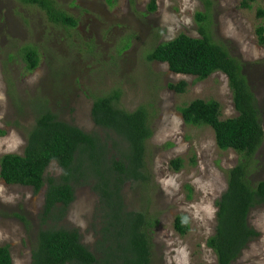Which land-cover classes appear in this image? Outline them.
Returning a JSON list of instances; mask_svg holds the SVG:
<instances>
[{
	"label": "rangeland",
	"instance_id": "1",
	"mask_svg": "<svg viewBox=\"0 0 264 264\" xmlns=\"http://www.w3.org/2000/svg\"><path fill=\"white\" fill-rule=\"evenodd\" d=\"M53 1L76 19L74 27L48 21L35 5L0 0V156L22 153L35 118L45 110L105 138L109 132L91 120V104L119 91L117 105L127 111L143 106L151 129L145 142L147 180L122 187L125 208L142 212L151 223L149 264H215L205 241L214 231L215 203L226 189L227 170L240 156L218 149L209 126L185 124L179 108L196 98L216 100L220 118L234 116L227 78L214 72L196 80L145 58L155 45L179 33L198 37L194 15L204 10L203 3L154 0L155 9L149 11L151 0ZM209 12L210 36L240 62L263 129L248 170L254 184L264 179V46L255 34L264 27V0L252 1L249 8L241 0H210ZM28 49L37 57L32 70L24 58ZM179 81L185 82L183 92L167 87ZM176 158L178 170L169 163ZM60 174L54 162L44 172ZM44 188L34 192L0 178V245L8 246L12 264H30L37 231L47 226L76 229L98 258L100 219L92 183L79 179L73 185V200L56 221L41 217ZM178 214L188 219L183 235L172 226ZM247 221L258 235L231 264H264V204L251 208Z\"/></svg>",
	"mask_w": 264,
	"mask_h": 264
},
{
	"label": "trees",
	"instance_id": "2",
	"mask_svg": "<svg viewBox=\"0 0 264 264\" xmlns=\"http://www.w3.org/2000/svg\"><path fill=\"white\" fill-rule=\"evenodd\" d=\"M19 1L39 7L50 22L67 27L76 25V19L53 0ZM200 1L204 10L194 15L199 36L179 33L155 45L145 58L166 63L169 71L192 75L196 80L214 72L227 78L234 116L220 118V104L216 100L199 98L180 107L179 112L187 125L209 126L218 149H231L240 156L227 170L226 189L215 203L214 231L205 241L215 256V264H231L258 235L248 224L247 216L251 208L264 204V179L252 184L248 170L262 143L263 129L240 62L210 36V0ZM252 1L255 0H241V6L249 8ZM147 8L155 9L154 0ZM255 34L258 43L264 46V27L258 26ZM24 58L27 69L32 70L37 61L35 51L28 49ZM167 87L180 93L185 82L169 83ZM118 99L119 91L113 90L92 101L91 120L109 132L105 138L58 120L45 110L35 118L22 153L0 156V178L5 183L27 186L34 192L45 186L41 210L44 220L56 221L64 215L74 197L73 185L79 179L92 183L98 196L100 228L96 248L100 256L97 258L81 243L76 229L47 226L37 231L30 264H149L151 223L142 212L127 210L122 196L125 182L147 180L144 156L145 142L151 135L148 113L143 106L124 110L117 105ZM51 162L61 168L57 177L44 175ZM169 163L174 170L181 166L177 158ZM172 226L177 233H186L189 228L186 215H176ZM0 264H12L5 244L0 245Z\"/></svg>",
	"mask_w": 264,
	"mask_h": 264
}]
</instances>
